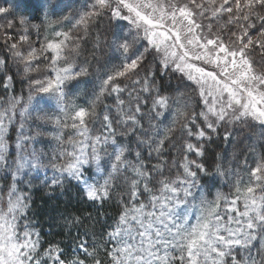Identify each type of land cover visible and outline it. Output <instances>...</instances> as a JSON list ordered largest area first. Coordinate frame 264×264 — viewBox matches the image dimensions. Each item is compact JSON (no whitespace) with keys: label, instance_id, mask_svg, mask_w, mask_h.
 <instances>
[{"label":"snow or ice","instance_id":"obj_1","mask_svg":"<svg viewBox=\"0 0 264 264\" xmlns=\"http://www.w3.org/2000/svg\"><path fill=\"white\" fill-rule=\"evenodd\" d=\"M71 7L37 0L29 18L0 0V70L12 66L26 75L43 74L28 80L26 100L10 96L0 104V178L10 179L0 184V264H104L101 252L108 264H264V155L256 158L246 181L239 171L229 173L228 192L202 183L223 178L221 165L210 174L199 162L206 144L221 134L228 140L234 126L264 127V60H253L257 53L264 58V0H83L53 18ZM105 16L121 63L105 74L93 99L80 105L67 89L88 74L76 58L81 42ZM37 19L41 22L31 23ZM221 19L225 22L215 31L204 22ZM65 24L71 27L64 30ZM173 77L194 93L195 104L179 92L185 102L172 107L177 101L167 89ZM11 81L6 76L5 89ZM106 96L115 104H104ZM53 107L58 115L36 116L55 125L57 147L49 157L29 148L34 137L25 133L34 113ZM147 114L146 129L141 119ZM167 116V127L152 123L153 117ZM132 136L147 157L118 142ZM169 148L176 151L171 160L165 158ZM48 168L55 174L51 186L75 181L94 203L123 189L114 223L91 244L87 231L78 235L71 254L59 243L42 247L30 217L31 185H24L29 191L19 187L31 173ZM80 223L75 215L64 218L65 227Z\"/></svg>","mask_w":264,"mask_h":264},{"label":"trees","instance_id":"obj_2","mask_svg":"<svg viewBox=\"0 0 264 264\" xmlns=\"http://www.w3.org/2000/svg\"><path fill=\"white\" fill-rule=\"evenodd\" d=\"M82 1L83 0H52V3H61L62 5L66 4L72 6L70 9L57 11L53 18L59 19L61 16L69 14L70 11L79 8L83 3ZM45 2H47V0H45ZM8 4L11 5L18 16L30 18L37 11V0H8ZM39 15L42 17L43 12L41 11ZM35 21L37 23L41 22L39 19ZM222 21L224 24L225 21L223 19ZM69 27H71V25L65 24L64 30H67ZM110 28V19L105 16L95 27L90 29L87 38L81 42V53L76 58V63L78 65L87 66L88 74L80 78L78 85L73 82L69 84L67 89L70 93V99L75 98L76 102L80 105H84L86 99L89 101L93 99V94L98 91L99 83L104 78L105 74L111 73L121 63L117 53L109 47L110 44L107 41L109 36L113 38ZM51 31L52 30L49 29V38H51ZM41 35L43 39V31L41 32ZM97 44H99V47L96 46ZM101 45H103L104 48L101 49ZM0 55H2V46H0ZM253 57L254 61H258V59L264 60L260 55L256 58L255 54ZM15 72L16 70H14V67L12 66L0 70V104L5 103L10 96H23L25 100L27 99L29 91L27 81L19 78ZM6 76L12 77L10 89H5L4 86ZM171 85L172 87L168 88L167 92L173 97V100L177 101L172 107H178L185 102V99L178 95L179 92L185 93V98L192 96V103H196L194 93L190 92L186 86L181 85V82L175 77L172 78ZM129 87L131 86L129 85ZM121 98L126 99V96L122 95ZM145 99H147L146 96ZM103 103L114 105L115 100L112 97L106 96ZM102 110L103 104L98 105L97 111L100 112ZM142 111L148 113V108H143ZM58 114L59 113L53 107L50 110H46L44 113L33 115L30 121L26 123V128L28 130L25 134L34 137L31 144L28 145L29 148L34 147L37 151H42L47 156H51L57 147L56 141L53 137L55 134V125L46 120L36 119V116L54 117ZM111 115L114 116L115 113H111ZM149 118L150 114H147L141 119V123L146 129L149 126ZM170 121L171 116H167L162 121L157 120L154 117L152 118V123L157 124L160 127H167L170 124ZM89 127L99 130L98 124H90ZM114 127L117 126L114 124ZM123 130L124 129L118 128V131ZM232 132L233 135L228 140H225L221 134L219 139H214L212 143L206 144V157L199 162L205 164L210 174H214L215 165L220 164L225 173H228L230 170L239 171L245 177L246 181L250 167L255 166L254 161L256 158L264 155V143L259 142L254 138L256 133L264 134V127L260 126L258 123H245L241 127L234 129ZM67 134L68 133H66V135ZM137 134L141 135L143 138V133H140L139 130L137 131ZM9 136L11 137L9 143L12 145L15 143L14 129L10 130ZM173 139L179 146L181 143L179 134L174 136ZM118 142L129 144L133 149L140 150L142 155L147 157V153L143 148H137L135 136L119 139ZM248 142H253L254 148H251L254 152L251 156H247L245 153V147L248 146ZM167 147L168 146L166 145V148ZM109 151H111V149H109ZM10 154L14 156V153H12L11 150ZM174 156H176V151L169 148L165 158L171 160ZM238 160L243 162V166L237 165L239 164V162H237ZM232 161L237 164H233ZM150 162L156 163L157 161L152 159ZM245 164H247L248 167H245ZM224 177L205 178L202 180V183L205 185L214 184L215 189L228 192L229 188L224 185H230V183L225 181ZM51 180L52 179L46 180L38 176L36 173H31L24 178V184L19 185V187L23 191H29L24 185H31L29 192L31 196L30 217L38 231L41 233L42 247L46 248L49 243H59L61 248L71 254V250L75 248L76 243H78V235L84 236L87 231V239L91 244L94 237L99 239L101 233L106 232L109 226L114 223L119 212L117 198L118 195L123 192V189L117 188L112 194V199L100 204L84 198L81 187L75 181L66 180L64 186L61 188L51 186ZM7 183H10V179L5 181L0 178V184ZM70 215L79 217L82 223L75 226L65 227L64 218ZM89 216L91 219H88ZM100 258L104 261V264H108L107 257L103 252L100 253Z\"/></svg>","mask_w":264,"mask_h":264},{"label":"rangeland","instance_id":"obj_3","mask_svg":"<svg viewBox=\"0 0 264 264\" xmlns=\"http://www.w3.org/2000/svg\"><path fill=\"white\" fill-rule=\"evenodd\" d=\"M83 2V1H82ZM5 6H7V5H5ZM12 17H9V19H11ZM205 23H212L213 24V30L215 31V29H216V26H218V25H221V24H223V21H222V19L221 20H216V21H204ZM0 23H3V21L2 20H0ZM31 23H37L35 20H32L31 21ZM30 31H34V30H30ZM31 39L34 41V42H36L37 41V38H36V36L35 35H32L31 36ZM41 40H42V35H41ZM112 40H113V38L111 37V36H109L108 37V39H107V41L109 42V47H111L112 49H113V46H112ZM35 46L38 48L39 47V42H36V44H35ZM101 47V49L102 48H104V46L103 45H101L100 46ZM257 57H259V53H257L256 54V58ZM254 58V57H253ZM254 60V59H253ZM259 60V59H258ZM42 67H43V65H42ZM257 67V70H261V65H257L256 66ZM14 70H16V72H15V74L19 77V78H21V79H23V80H26L27 81V85H28V80H30V79H39V78H42V73H31V74H28V75H26L22 70H20V71H17V69L14 67ZM18 72V73H17ZM35 114H37V113H34L33 115H35ZM248 123H252V122H248ZM243 124H240V125H236V126H234L232 129H230L231 131H233L234 129H236V128H239V127H241ZM42 129V128H41ZM39 131H41V130H39ZM255 137V139L256 140H258L259 142H263L264 143V134L263 133H256L255 135H254ZM54 137V136H53ZM254 139V140H255ZM250 144V145H249ZM248 146H249V148H248ZM248 146H246L245 147V153H246V155L248 156H251V155H253V150H252V148L251 147H253V142H248ZM254 148V147H253ZM234 161V160H233ZM233 161H232V163H233ZM46 164L48 163V161H44ZM237 162H239V164H237V163H233V164H237L238 166H243V162H241V161H237ZM231 168V167H230ZM230 172H232V170H230L228 173L226 172L225 174V177H224V180L225 181H227V182H229L230 183V185H231V183H232V177H231V175H229V173ZM38 176H40V177H42V178H44V179H46V180H49V179H52L53 178V176L55 175L54 174V171L51 169V168H48V169H41L38 173H36Z\"/></svg>","mask_w":264,"mask_h":264}]
</instances>
